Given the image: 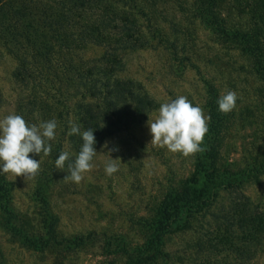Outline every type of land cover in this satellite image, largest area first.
<instances>
[{
	"label": "rangeland",
	"instance_id": "obj_1",
	"mask_svg": "<svg viewBox=\"0 0 264 264\" xmlns=\"http://www.w3.org/2000/svg\"><path fill=\"white\" fill-rule=\"evenodd\" d=\"M190 2L144 0L140 6L147 16H135L134 10L137 23L146 25L148 18L149 25L159 27V34L162 31L171 43V51L155 47L125 56L126 75L148 92L157 107L146 120L96 148L93 170L85 174L81 183L64 180L69 174L67 167L63 171L56 168L58 157L52 151L48 156L30 154L40 160L41 171L35 180L25 183L21 177L2 175L12 189L8 193V207L14 215L11 223L24 232L43 237L40 221L45 217L44 211L34 197V191L39 189L57 219L54 234L61 243L44 249L27 248L5 232L0 215V264H129L128 257L134 255V248L146 234L137 225L139 218L149 217L166 190L178 188L193 171L194 157L171 153L151 143L148 119L156 118L161 103L180 95L186 96L193 106H201L206 114L202 81L215 86L219 97L227 90L238 96L237 107L225 115L217 166L254 171L264 165L259 163L264 158V85L237 47L215 38L201 24ZM246 3V0H223L219 10L235 28L252 29L255 24L264 47V18L248 14ZM90 48L86 56L99 54L100 49ZM13 68L14 62L1 50L0 119L8 114L20 115L15 110V100L27 93L11 83ZM37 114L24 119L29 125L49 121L42 117L44 112ZM54 143L50 142L52 150ZM65 151L72 154L68 148ZM110 157L120 160L119 170L112 176L104 171ZM71 159L74 162L73 154ZM242 185L250 202L264 203V177L258 183L250 181ZM240 193H219L200 218L165 236L162 247L165 258L157 264H264V236L253 240L256 246L247 248L244 234L218 230L220 221L216 216L228 210ZM237 215L235 219L239 221L241 215ZM87 234L81 247L72 248L66 242ZM253 253L254 258L249 260Z\"/></svg>",
	"mask_w": 264,
	"mask_h": 264
},
{
	"label": "trees",
	"instance_id": "obj_2",
	"mask_svg": "<svg viewBox=\"0 0 264 264\" xmlns=\"http://www.w3.org/2000/svg\"><path fill=\"white\" fill-rule=\"evenodd\" d=\"M136 0L135 16H147ZM134 0H0V51L10 56L14 68L11 83L26 94L15 100V110L23 118L41 114L57 121L53 154L58 157L67 148L79 153L83 141L79 135H68L70 124L81 131H94L96 148L108 138L137 126L157 107L148 92L126 75L125 56L134 51L170 48L165 35L156 25H141L134 18ZM248 14L264 18V0H246ZM223 0H191L189 6L201 24L215 38L233 44L249 60L252 70L264 85V47L258 28L233 27L219 10ZM245 5V4H243ZM155 37H157L155 39ZM153 42V45L151 43ZM166 46V47H165ZM98 55L86 56L91 48ZM203 106L210 116L209 132L203 153L193 158L192 173L178 188L169 187L153 206L150 216L139 218L146 234L134 248L129 264H157L165 258L164 237L200 218L219 193L241 192L230 208L223 210L218 230L244 234L247 248L264 236V203H252L244 195L242 184L259 182L264 165L258 170H227L217 166L225 132V114L218 110L217 89L202 81ZM37 114V115H39ZM67 146V147H66ZM66 148V149H65ZM65 149V150H64ZM264 163V158L259 163ZM9 183L0 175V215L8 235L27 248L44 249L59 245L55 239L57 219L39 189L35 201L44 211L40 228L43 237L24 232L11 223L14 215L8 207ZM7 186V188H6ZM258 201V200H257ZM264 201V198H263ZM226 211V212H225ZM241 215L239 221L235 216ZM231 231V232H230ZM84 237L66 241L72 248L81 247ZM255 253L250 255L254 258Z\"/></svg>",
	"mask_w": 264,
	"mask_h": 264
},
{
	"label": "clouds",
	"instance_id": "obj_3",
	"mask_svg": "<svg viewBox=\"0 0 264 264\" xmlns=\"http://www.w3.org/2000/svg\"><path fill=\"white\" fill-rule=\"evenodd\" d=\"M238 96L235 91L227 90L217 100L218 110L222 114H229L237 107ZM211 117L204 109L193 106L186 96L180 95L175 99L160 104L158 115L154 120L148 119L151 143L166 148L171 153H178L184 157H194L206 151L202 147L209 132ZM57 121L55 119L29 125L17 114H8L0 119V175H11L15 179L23 178L26 182L35 180L41 171L40 160L32 155L48 156L51 154V141L56 139ZM68 135L82 137V147L74 162L69 151H62L55 160V166L63 171L67 167L68 175L64 180L79 184L85 174L94 167L96 139L91 129L81 131L78 124H70ZM107 148V144L104 145ZM119 159L108 160L104 171L112 176L116 173Z\"/></svg>",
	"mask_w": 264,
	"mask_h": 264
}]
</instances>
